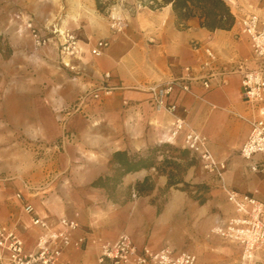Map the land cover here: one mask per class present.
Here are the masks:
<instances>
[{
	"label": "crops",
	"instance_id": "crops-1",
	"mask_svg": "<svg viewBox=\"0 0 264 264\" xmlns=\"http://www.w3.org/2000/svg\"><path fill=\"white\" fill-rule=\"evenodd\" d=\"M259 1L234 0L228 6L236 22L252 7L264 24ZM126 18L122 34L111 33L103 23L97 33L83 27L85 37L109 44L100 57L85 56L83 70L74 79L78 92L98 86L108 74L107 91L99 100L82 101L70 112L68 100L46 94L44 102L34 99L19 107L24 109L17 116H3L7 123L29 125L31 139L46 145L63 141L53 145L51 164L43 166L35 159L27 181L0 178V224L16 228L29 252L40 230L23 212L24 202L53 228L59 219L75 220L79 228L72 240L84 239L85 244L81 251L64 252V259L74 264L93 262L101 245L121 233L138 249L174 246L195 255L197 264H235L239 256L231 262L226 244L209 231L234 214L226 189L250 194L264 204V178L239 156L250 130L247 121L257 116L258 108L243 99L241 72L264 70V61L253 58L249 39L238 35L236 23L230 31L210 32L193 19L179 28L170 6L158 11L134 7ZM194 43L199 50L192 49ZM204 49L212 52L213 60ZM60 83L69 81L61 75ZM166 83L173 85L167 101L177 107L174 114L157 111L149 92L151 86ZM176 118L203 136L214 159L226 166L221 179L203 170L200 162L187 172V184L207 187L203 205L186 192L168 189L167 178L154 169L123 176L117 199L91 186L112 173L110 160L116 152L134 154L162 143L183 148V136L170 135ZM145 180L152 181V189L136 191ZM22 191L30 196L24 202L16 199Z\"/></svg>",
	"mask_w": 264,
	"mask_h": 264
},
{
	"label": "rangeland",
	"instance_id": "rangeland-1",
	"mask_svg": "<svg viewBox=\"0 0 264 264\" xmlns=\"http://www.w3.org/2000/svg\"><path fill=\"white\" fill-rule=\"evenodd\" d=\"M106 1L110 2V6L100 13L95 0H0V178L6 176L13 181H27L25 175H28L30 165L36 164L35 159L43 166L51 164L53 145L59 147L63 141L58 139L46 145L45 141L31 139L29 125L7 123L3 116H17L19 110L24 109L19 107H26L34 99L44 102L48 97L46 94H52L55 99L63 97L68 100L72 104L68 111L72 112L73 105L99 100L100 93L107 91L110 77L106 79L103 75L98 86L77 92L74 79L83 70L85 56L98 58L92 56L90 50L99 40L85 37L83 27L97 33L103 23L111 33H115L109 29V22L111 15H118L122 29L115 34H122L130 10L142 7L137 2L130 4L127 0ZM258 8L264 11V0L259 1ZM253 10L257 13V9ZM61 32L74 36L76 44L73 54L63 51V40L59 36ZM61 75L69 81L67 85H61ZM95 94L97 98L93 97ZM198 163L197 160L195 166ZM190 169L180 176L183 181ZM148 184L153 185L152 181ZM190 186L186 192L190 197L204 195L201 190L196 194V189ZM117 191L115 188L111 192L112 199L118 198ZM11 193L13 195L14 192ZM22 196L24 200L30 197L24 191ZM221 241L226 244L231 262L237 260L240 253L238 245Z\"/></svg>",
	"mask_w": 264,
	"mask_h": 264
},
{
	"label": "built area",
	"instance_id": "built-area-1",
	"mask_svg": "<svg viewBox=\"0 0 264 264\" xmlns=\"http://www.w3.org/2000/svg\"><path fill=\"white\" fill-rule=\"evenodd\" d=\"M223 1L227 5L234 3V0ZM235 23L238 35L249 39L253 58L264 61V24L259 15L249 7ZM121 25L118 15L110 16L109 29L112 32H120ZM59 36L63 40V51L73 54L76 44L74 36L64 32L59 33ZM107 48L108 42L99 40L91 48L90 54L99 57ZM192 49L199 50V45L194 43ZM204 52L208 59H214L209 49H204ZM104 77L108 79L110 76L106 74ZM203 87L208 88V82H204ZM172 88L171 83L149 88L157 111L168 114L176 112L177 107L167 101ZM183 90L188 92L187 87ZM241 91L245 102L258 108L257 116L247 121L250 130L239 149V156L251 172L264 178V70H243ZM93 97L97 98L98 95ZM170 135L172 138L183 136V148L202 164L203 170L221 179L226 166L214 159L203 136L189 129L179 118L175 119ZM226 196L234 214L227 220L217 221L209 235L238 245L240 253L235 264H264V204L250 194L233 190L226 189ZM16 199L24 202L20 193ZM23 211L30 218L31 225L40 230L34 247L29 252L25 251L18 230L0 224V264H74L64 259V252L69 248L83 250L84 239L72 240V234L79 228L77 222L59 219L58 227L53 228L27 202H24ZM88 264H197V258L189 252H178L168 246L158 251L138 249L127 234L121 233L115 241L103 243L96 259Z\"/></svg>",
	"mask_w": 264,
	"mask_h": 264
},
{
	"label": "trees",
	"instance_id": "trees-1",
	"mask_svg": "<svg viewBox=\"0 0 264 264\" xmlns=\"http://www.w3.org/2000/svg\"><path fill=\"white\" fill-rule=\"evenodd\" d=\"M142 8L158 11L170 6L176 24L179 28H185L189 20L196 19L201 28L210 32L217 30L230 31L235 25V17L223 0H134ZM96 9L102 13L109 6L106 0H95ZM110 164L113 165L109 176L98 178L91 186L104 189L110 197L111 192L119 186L123 176L137 173L142 170L154 169L157 174L167 178V188H174L181 192H188L190 185L180 177L188 169L197 164V159L191 156L184 148H177L168 144L154 146L143 152L127 154L116 152L112 155ZM196 194L201 190L206 192L204 185L193 186ZM152 186L147 180L136 187V191H150ZM192 196V195H191ZM204 195L192 196L199 205L205 202ZM111 198V197H110Z\"/></svg>",
	"mask_w": 264,
	"mask_h": 264
}]
</instances>
